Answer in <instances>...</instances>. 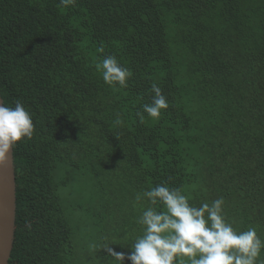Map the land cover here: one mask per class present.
<instances>
[{
	"label": "trees",
	"instance_id": "16d2710c",
	"mask_svg": "<svg viewBox=\"0 0 264 264\" xmlns=\"http://www.w3.org/2000/svg\"><path fill=\"white\" fill-rule=\"evenodd\" d=\"M107 55L133 73L127 87L102 80L95 64ZM153 82L170 107L141 122ZM0 92L9 106L20 100L35 126L13 152L8 264H114L104 248L96 259L84 253L64 198L68 178H56L86 169L91 161L81 159L91 156L115 162L114 146L124 152L121 179L136 190L102 232L129 230L136 195L167 184L196 206L222 197L228 222L264 240V0H75L68 8L0 0ZM111 235L103 245L132 251L135 237L120 233L116 246Z\"/></svg>",
	"mask_w": 264,
	"mask_h": 264
},
{
	"label": "clouds",
	"instance_id": "9594fccd",
	"mask_svg": "<svg viewBox=\"0 0 264 264\" xmlns=\"http://www.w3.org/2000/svg\"><path fill=\"white\" fill-rule=\"evenodd\" d=\"M74 3L75 0H59V6L64 8ZM98 51L102 53L104 49ZM95 68L109 86L127 87L133 75L114 55L104 56ZM150 91L151 102L144 103L142 111L136 113L141 122L145 114L152 119L161 118L163 110L170 107L157 83H152ZM115 123L122 125L119 115ZM34 131L33 114L20 100L14 106L0 104V166L8 162L19 142L32 139ZM143 198L153 206L162 205L163 210H143L138 219L143 233L135 237L127 257L104 243L114 264H123L126 258L131 264H186L185 258L187 264H264V260H259L264 240L255 227L238 231L228 222L222 197L196 206L181 189L158 184L136 195L137 202Z\"/></svg>",
	"mask_w": 264,
	"mask_h": 264
},
{
	"label": "rangeland",
	"instance_id": "374dc122",
	"mask_svg": "<svg viewBox=\"0 0 264 264\" xmlns=\"http://www.w3.org/2000/svg\"><path fill=\"white\" fill-rule=\"evenodd\" d=\"M114 147L117 151L113 157L116 163L108 157L99 159L91 156L89 159H81V162H86V164L91 161L90 166L86 165V169L78 171L67 168L59 177L58 175L56 177L57 180L68 178L69 189L64 193V198L74 209L70 215V223L76 233V240L81 243L82 247L86 248L84 253L86 251L92 259H96L95 251L103 248V238L110 237L112 234L109 233L111 232L110 230L106 233L102 232L101 224L104 223L105 219L113 220L114 211L121 213L120 211H122L125 204L128 203L129 199H132L129 196V191L136 190L131 184L128 185L127 182L125 183L121 179L120 169L125 166L122 162L124 152H120L119 148ZM196 172L200 173L199 170H196ZM194 189L196 190L197 187L194 186ZM194 194L195 191L191 190L190 196L193 197ZM135 206L139 216H137V219L126 220V225L130 224L129 230L119 228V231L124 232L111 235L115 236L114 244L116 246L120 233L129 238L138 236L139 230L131 223H136L142 227V225L138 224V219L144 209L151 207L147 198H143L140 202L136 201ZM108 207L111 209L106 210ZM117 223L121 225L123 222L120 223L117 220ZM111 247L113 248L112 245ZM130 253L131 251L128 252V255ZM128 255L125 253L126 257Z\"/></svg>",
	"mask_w": 264,
	"mask_h": 264
},
{
	"label": "water",
	"instance_id": "95a60500",
	"mask_svg": "<svg viewBox=\"0 0 264 264\" xmlns=\"http://www.w3.org/2000/svg\"><path fill=\"white\" fill-rule=\"evenodd\" d=\"M0 104H3L0 92ZM16 172L14 156L0 166V264H8L16 229Z\"/></svg>",
	"mask_w": 264,
	"mask_h": 264
}]
</instances>
